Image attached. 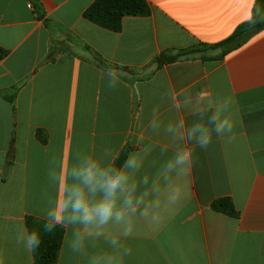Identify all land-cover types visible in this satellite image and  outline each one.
Returning a JSON list of instances; mask_svg holds the SVG:
<instances>
[{
    "label": "crops",
    "instance_id": "crops-1",
    "mask_svg": "<svg viewBox=\"0 0 264 264\" xmlns=\"http://www.w3.org/2000/svg\"><path fill=\"white\" fill-rule=\"evenodd\" d=\"M95 1L41 0L40 18L29 0H0V264H35L16 236L28 218L45 223L53 158L107 149L117 166L128 149L127 158L142 159L154 175L161 141L146 130L152 110L165 122L191 123L168 96L200 91L230 101L233 131L194 149L191 168L177 180L180 200L157 222L136 219L123 264H264V31L222 61L195 56L152 67L163 52L229 38L247 0H146L151 14L125 17L120 32L85 18ZM91 52L135 74L110 91ZM220 199L237 216L216 212ZM66 235L58 264H88L68 250ZM104 247L98 242L88 253Z\"/></svg>",
    "mask_w": 264,
    "mask_h": 264
},
{
    "label": "clouds",
    "instance_id": "clouds-1",
    "mask_svg": "<svg viewBox=\"0 0 264 264\" xmlns=\"http://www.w3.org/2000/svg\"><path fill=\"white\" fill-rule=\"evenodd\" d=\"M247 2V14L240 23L264 21V10L256 0ZM123 69L121 64L100 71L108 90H117L124 83L128 74ZM168 99L172 110L188 111L193 120L188 123L178 117L165 122L158 107L152 110L146 130L161 141L159 158L151 164L154 175L143 170L144 161L135 155L122 166H115L107 149L100 155L80 150L74 157L50 161L47 183L53 195L42 210L43 230L52 233L57 226L67 229L66 247L73 254L87 256L88 264H123L124 257L131 254L123 241L133 235L136 219L157 222L163 208L180 200L182 189L177 180L191 168L194 149H206L214 136L222 139L233 131L226 98L213 99L209 92L200 91L183 100L170 93ZM16 242L32 253L40 247L41 235L21 226ZM98 242L106 247L89 254L88 249L96 248Z\"/></svg>",
    "mask_w": 264,
    "mask_h": 264
},
{
    "label": "trees",
    "instance_id": "trees-1",
    "mask_svg": "<svg viewBox=\"0 0 264 264\" xmlns=\"http://www.w3.org/2000/svg\"><path fill=\"white\" fill-rule=\"evenodd\" d=\"M29 1L32 4V7L37 10L39 17L42 18L44 14L41 11V0ZM256 4L264 10V0H256ZM150 14L151 7L146 0H96L93 5L86 10L84 16L88 21L101 28L113 32H120L125 17H145ZM263 31L264 21L256 22L254 24L242 23L235 29L229 38L218 44L209 45L200 43L186 49L170 50L161 53L152 62V67H154L153 70L195 56L203 61H222L230 54L241 49L249 43L251 39ZM91 54L101 68H119V66L105 61L97 53L91 52ZM3 55L4 52L0 50V57ZM123 70L130 76L135 74L130 68L124 67ZM146 76L149 77V75ZM139 78H141V76ZM9 100L13 101L14 96L10 97ZM212 208L219 213L237 216L233 204L228 199H220L214 202ZM43 225L44 222L35 218L27 219L28 230L30 232L39 231L41 235L40 247L34 251L35 264H58L64 237V229L57 226L52 233H45Z\"/></svg>",
    "mask_w": 264,
    "mask_h": 264
},
{
    "label": "water",
    "instance_id": "water-1",
    "mask_svg": "<svg viewBox=\"0 0 264 264\" xmlns=\"http://www.w3.org/2000/svg\"><path fill=\"white\" fill-rule=\"evenodd\" d=\"M128 149H124L121 153V155L119 156L118 160H117V166H122L125 162V160L127 159V155H128Z\"/></svg>",
    "mask_w": 264,
    "mask_h": 264
},
{
    "label": "rangeland",
    "instance_id": "rangeland-1",
    "mask_svg": "<svg viewBox=\"0 0 264 264\" xmlns=\"http://www.w3.org/2000/svg\"><path fill=\"white\" fill-rule=\"evenodd\" d=\"M62 248V247H61Z\"/></svg>",
    "mask_w": 264,
    "mask_h": 264
}]
</instances>
